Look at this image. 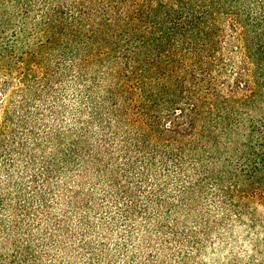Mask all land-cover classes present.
<instances>
[{
  "label": "trees",
  "instance_id": "1",
  "mask_svg": "<svg viewBox=\"0 0 264 264\" xmlns=\"http://www.w3.org/2000/svg\"><path fill=\"white\" fill-rule=\"evenodd\" d=\"M0 264H264V0H0Z\"/></svg>",
  "mask_w": 264,
  "mask_h": 264
}]
</instances>
